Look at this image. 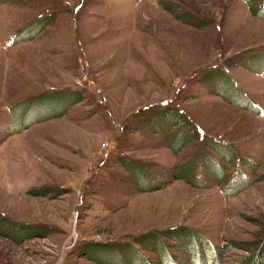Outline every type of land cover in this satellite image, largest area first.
I'll return each mask as SVG.
<instances>
[{
    "label": "rangeland",
    "instance_id": "374dc122",
    "mask_svg": "<svg viewBox=\"0 0 264 264\" xmlns=\"http://www.w3.org/2000/svg\"><path fill=\"white\" fill-rule=\"evenodd\" d=\"M0 124V264H264V0H0Z\"/></svg>",
    "mask_w": 264,
    "mask_h": 264
},
{
    "label": "trees",
    "instance_id": "16d2710c",
    "mask_svg": "<svg viewBox=\"0 0 264 264\" xmlns=\"http://www.w3.org/2000/svg\"><path fill=\"white\" fill-rule=\"evenodd\" d=\"M71 95L72 93L50 92V93H45L43 95L42 94L38 95L37 97L28 99L27 101L19 102L15 104V107H14L15 110L13 111L14 112L13 116L10 117V121L8 123L6 122L3 123V126L7 129L11 128L10 132H15V131L27 128L32 123L41 122V121L47 120L52 117H59L61 114H63L66 111V108L73 100H75L74 102L81 100L79 99L80 97L74 94L73 95L75 97H72ZM57 107L61 108V110L60 111L56 110ZM174 113L177 118L183 119V121L186 122L185 124L186 125L188 124L187 120L182 114L176 111H174ZM186 132L187 131H184L183 137H185ZM135 167H137L135 166V164L132 165L130 171H132L133 173H135L134 170L137 171V173L140 174V177L143 176L145 178L147 175L149 176L148 178L151 177V175L148 172L144 171V172L139 173V170L140 171L143 170L141 166L138 168H135ZM184 169L186 168H184L183 166L178 167L176 171L177 176L175 178L181 177V178L186 179L185 175L183 174ZM191 169H189V171ZM152 185H154V181L151 183V187ZM155 185H159V184H155ZM149 186L150 185L148 184L145 185V184L139 183L138 188H141V190H144L143 188L149 187Z\"/></svg>",
    "mask_w": 264,
    "mask_h": 264
}]
</instances>
